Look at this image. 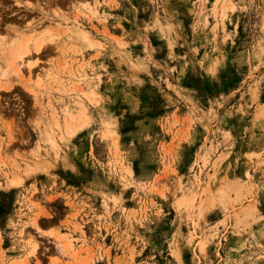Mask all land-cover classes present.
Returning a JSON list of instances; mask_svg holds the SVG:
<instances>
[{
	"label": "rangeland",
	"instance_id": "obj_1",
	"mask_svg": "<svg viewBox=\"0 0 264 264\" xmlns=\"http://www.w3.org/2000/svg\"><path fill=\"white\" fill-rule=\"evenodd\" d=\"M0 264H264V0H0Z\"/></svg>",
	"mask_w": 264,
	"mask_h": 264
}]
</instances>
